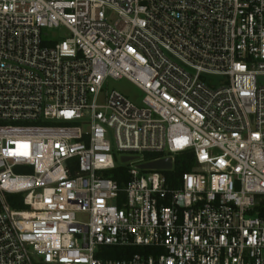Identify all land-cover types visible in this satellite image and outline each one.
<instances>
[{
    "label": "built area",
    "instance_id": "1",
    "mask_svg": "<svg viewBox=\"0 0 264 264\" xmlns=\"http://www.w3.org/2000/svg\"><path fill=\"white\" fill-rule=\"evenodd\" d=\"M0 264H264V0H0Z\"/></svg>",
    "mask_w": 264,
    "mask_h": 264
},
{
    "label": "trees",
    "instance_id": "2",
    "mask_svg": "<svg viewBox=\"0 0 264 264\" xmlns=\"http://www.w3.org/2000/svg\"><path fill=\"white\" fill-rule=\"evenodd\" d=\"M159 157L156 154H145L143 160L145 162L152 161ZM194 167V157L191 153L180 154L175 157L174 171L172 173H165V176L172 180L176 175L184 172H191ZM127 168L124 166H117L113 170L105 171L104 174L108 178L117 181L120 185H124L128 180ZM6 201L13 210H24L26 207L23 204V196L20 194H7ZM138 249H127L118 247L103 248L99 258L102 259H128L138 252Z\"/></svg>",
    "mask_w": 264,
    "mask_h": 264
},
{
    "label": "rangeland",
    "instance_id": "3",
    "mask_svg": "<svg viewBox=\"0 0 264 264\" xmlns=\"http://www.w3.org/2000/svg\"><path fill=\"white\" fill-rule=\"evenodd\" d=\"M43 33L45 34L44 37L46 39L53 41H61L69 36V32L62 27L56 30L44 31ZM104 91L108 93L111 91L120 92L137 105L141 104L144 97L142 91L126 79L108 80Z\"/></svg>",
    "mask_w": 264,
    "mask_h": 264
},
{
    "label": "water",
    "instance_id": "4",
    "mask_svg": "<svg viewBox=\"0 0 264 264\" xmlns=\"http://www.w3.org/2000/svg\"><path fill=\"white\" fill-rule=\"evenodd\" d=\"M122 163H130L138 161V157H122L120 160ZM138 168L143 171H160L170 172L172 170V159H161L144 164H139Z\"/></svg>",
    "mask_w": 264,
    "mask_h": 264
}]
</instances>
